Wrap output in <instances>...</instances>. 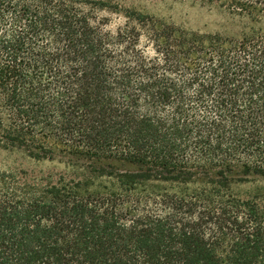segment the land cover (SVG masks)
I'll list each match as a JSON object with an SVG mask.
<instances>
[{"label":"trees","instance_id":"1","mask_svg":"<svg viewBox=\"0 0 264 264\" xmlns=\"http://www.w3.org/2000/svg\"><path fill=\"white\" fill-rule=\"evenodd\" d=\"M224 1L237 36L0 0V148L87 173L0 170V264H264V0Z\"/></svg>","mask_w":264,"mask_h":264},{"label":"rangeland","instance_id":"2","mask_svg":"<svg viewBox=\"0 0 264 264\" xmlns=\"http://www.w3.org/2000/svg\"><path fill=\"white\" fill-rule=\"evenodd\" d=\"M109 3L107 8L96 11L107 28L116 31L127 19V10H137L169 22L177 27L208 34L237 36L243 31L239 18L232 15L224 0H102ZM117 9V10H116ZM0 170H23L39 177L53 176L56 182L61 176L67 179L87 177L82 170L73 169L59 161H38L18 151L0 148ZM233 192L244 199L257 198L264 203V183L257 179L237 184Z\"/></svg>","mask_w":264,"mask_h":264}]
</instances>
